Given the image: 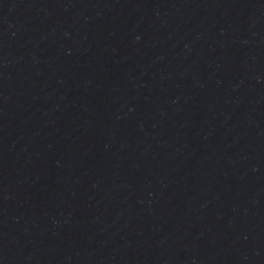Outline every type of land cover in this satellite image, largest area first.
<instances>
[{
	"label": "water",
	"instance_id": "obj_1",
	"mask_svg": "<svg viewBox=\"0 0 264 264\" xmlns=\"http://www.w3.org/2000/svg\"><path fill=\"white\" fill-rule=\"evenodd\" d=\"M0 264H264V9L0 0Z\"/></svg>",
	"mask_w": 264,
	"mask_h": 264
}]
</instances>
